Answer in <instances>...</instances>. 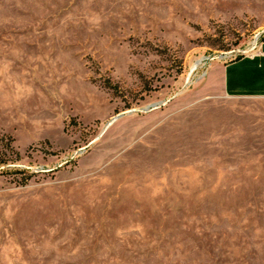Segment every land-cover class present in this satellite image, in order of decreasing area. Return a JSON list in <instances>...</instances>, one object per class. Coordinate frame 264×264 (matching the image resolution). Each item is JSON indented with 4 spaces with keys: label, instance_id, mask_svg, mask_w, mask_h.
<instances>
[{
    "label": "rangeland",
    "instance_id": "rangeland-1",
    "mask_svg": "<svg viewBox=\"0 0 264 264\" xmlns=\"http://www.w3.org/2000/svg\"><path fill=\"white\" fill-rule=\"evenodd\" d=\"M263 43L264 0H0V264H264V123L209 96Z\"/></svg>",
    "mask_w": 264,
    "mask_h": 264
},
{
    "label": "crops",
    "instance_id": "crops-1",
    "mask_svg": "<svg viewBox=\"0 0 264 264\" xmlns=\"http://www.w3.org/2000/svg\"><path fill=\"white\" fill-rule=\"evenodd\" d=\"M218 66L223 73L224 87L218 95L209 94L210 99L224 100L225 117L239 118L240 128L252 126L253 120L256 125L264 123V43L254 59L240 58Z\"/></svg>",
    "mask_w": 264,
    "mask_h": 264
},
{
    "label": "bare ground",
    "instance_id": "bare-ground-1",
    "mask_svg": "<svg viewBox=\"0 0 264 264\" xmlns=\"http://www.w3.org/2000/svg\"><path fill=\"white\" fill-rule=\"evenodd\" d=\"M208 58H206V60H207ZM198 64H199V62H196L193 66H192V68L190 69V71H189V74H188V77L191 75V73L198 67ZM188 80V79H187ZM115 120V118H113L107 125H106V128H108L109 127V125L113 122Z\"/></svg>",
    "mask_w": 264,
    "mask_h": 264
},
{
    "label": "built area",
    "instance_id": "built-area-1",
    "mask_svg": "<svg viewBox=\"0 0 264 264\" xmlns=\"http://www.w3.org/2000/svg\"><path fill=\"white\" fill-rule=\"evenodd\" d=\"M258 36H260V35H258ZM249 51H250L249 49L248 50H245V51H242L241 52V55H244V54L248 53ZM229 56H230V54H226V55L224 54L223 56H220V58H227Z\"/></svg>",
    "mask_w": 264,
    "mask_h": 264
},
{
    "label": "water",
    "instance_id": "water-1",
    "mask_svg": "<svg viewBox=\"0 0 264 264\" xmlns=\"http://www.w3.org/2000/svg\"><path fill=\"white\" fill-rule=\"evenodd\" d=\"M155 108V107H154Z\"/></svg>",
    "mask_w": 264,
    "mask_h": 264
}]
</instances>
